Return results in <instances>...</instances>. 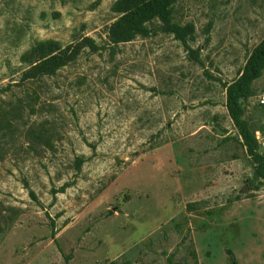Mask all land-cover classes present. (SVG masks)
Wrapping results in <instances>:
<instances>
[{
  "label": "rangeland",
  "instance_id": "rangeland-1",
  "mask_svg": "<svg viewBox=\"0 0 264 264\" xmlns=\"http://www.w3.org/2000/svg\"><path fill=\"white\" fill-rule=\"evenodd\" d=\"M148 1L0 0V264H264V151L229 102L264 130V0H180L186 43H114ZM47 41L76 59L24 82Z\"/></svg>",
  "mask_w": 264,
  "mask_h": 264
},
{
  "label": "trees",
  "instance_id": "trees-1",
  "mask_svg": "<svg viewBox=\"0 0 264 264\" xmlns=\"http://www.w3.org/2000/svg\"><path fill=\"white\" fill-rule=\"evenodd\" d=\"M179 1L180 0H149L147 3L142 4L132 13L134 14V17L132 15L128 17V27L126 29L118 31L117 24L111 26L110 32L112 41L118 44L129 42L137 36L146 37L150 32L146 25L152 24L157 20L165 29V32L173 34L176 39L186 43V38L192 33L191 29L187 26L182 27L174 22V11ZM37 45L40 47L39 51L50 48L53 50L51 53L46 54L44 58H39V60L34 62L32 65L35 66H32L26 73L28 74V77L24 82L34 84L35 86H39L43 83V77L54 75L59 69L67 65L69 62H73L77 57L76 53L70 51L72 47H66L63 49L54 41L39 42ZM28 89L29 88H27L26 91H28ZM240 89L241 88L238 85L236 88H231L230 90L229 102L231 116L238 127L243 131L245 140L249 144L250 151H257V154L259 153L258 155H261L262 157L263 154L259 152L258 142L255 137L256 128L252 127L250 120L241 121V118H239L238 112L240 111L236 106V92ZM248 97L249 93L243 94V99H248ZM39 98L40 96L36 92H32L31 94L28 93L26 98L27 103L25 104L24 101H21L19 105L23 108L27 107L34 110L35 103ZM22 107L19 106L20 109H23ZM260 108L261 113H264V106H260ZM12 125V118L5 119L3 123H1L0 120V131L10 129ZM31 132L34 139L46 146L51 144L53 140L52 130L45 125L32 126L28 130V134L30 135ZM262 132L264 133V130H262Z\"/></svg>",
  "mask_w": 264,
  "mask_h": 264
},
{
  "label": "built area",
  "instance_id": "built-area-1",
  "mask_svg": "<svg viewBox=\"0 0 264 264\" xmlns=\"http://www.w3.org/2000/svg\"><path fill=\"white\" fill-rule=\"evenodd\" d=\"M258 104L264 106V92L258 97ZM256 140L258 142L259 151H264V134L262 132L255 133Z\"/></svg>",
  "mask_w": 264,
  "mask_h": 264
}]
</instances>
